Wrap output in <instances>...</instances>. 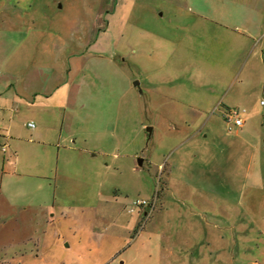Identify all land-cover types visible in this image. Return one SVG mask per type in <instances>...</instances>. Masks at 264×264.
<instances>
[{
  "label": "rangeland",
  "instance_id": "rangeland-1",
  "mask_svg": "<svg viewBox=\"0 0 264 264\" xmlns=\"http://www.w3.org/2000/svg\"><path fill=\"white\" fill-rule=\"evenodd\" d=\"M263 33L264 0H0V264H264Z\"/></svg>",
  "mask_w": 264,
  "mask_h": 264
},
{
  "label": "built area",
  "instance_id": "built-area-1",
  "mask_svg": "<svg viewBox=\"0 0 264 264\" xmlns=\"http://www.w3.org/2000/svg\"><path fill=\"white\" fill-rule=\"evenodd\" d=\"M264 104V102H262ZM245 111H241L239 109L233 108V109H228L227 112L225 113L224 117L227 120V123L230 126V130H232L234 127L236 128H242L244 125V121L242 116L244 115ZM30 128H35L34 123H29L28 125ZM2 151L6 152L7 151V146L2 147ZM134 207L136 209H144V208H153V204H148L146 201H136L133 203ZM136 209H131V212H134Z\"/></svg>",
  "mask_w": 264,
  "mask_h": 264
},
{
  "label": "crops",
  "instance_id": "crops-1",
  "mask_svg": "<svg viewBox=\"0 0 264 264\" xmlns=\"http://www.w3.org/2000/svg\"><path fill=\"white\" fill-rule=\"evenodd\" d=\"M261 38H264V33L263 34H261V36H260ZM29 123H33V122H29ZM29 123H28V125H29ZM27 125V126H28ZM29 127V126H28ZM30 128V127H29ZM35 128H36V126H35ZM30 129H33V128H30ZM3 132L4 131H2V128L0 127V140L1 139H3V138H5L6 140H7V138L8 137H6V136H4V134H3ZM4 146H6V145H4ZM2 147L3 146H1L0 147V150L2 151ZM3 152V151H2ZM8 152V148H7V151L6 152H3V153H7ZM7 158L5 157V160H6ZM6 166V163L5 164H3V168ZM5 169V168H4ZM0 195H1V193H0ZM9 206V205H8ZM143 216H145V212L143 213Z\"/></svg>",
  "mask_w": 264,
  "mask_h": 264
},
{
  "label": "water",
  "instance_id": "water-1",
  "mask_svg": "<svg viewBox=\"0 0 264 264\" xmlns=\"http://www.w3.org/2000/svg\"><path fill=\"white\" fill-rule=\"evenodd\" d=\"M135 87H139L140 83L139 82H135ZM149 133H151L152 129L151 128H148L147 129ZM142 163H143V160L142 159H139V167L142 166Z\"/></svg>",
  "mask_w": 264,
  "mask_h": 264
}]
</instances>
